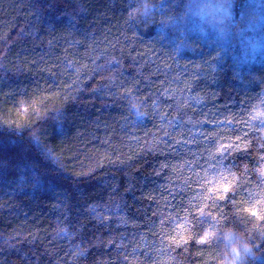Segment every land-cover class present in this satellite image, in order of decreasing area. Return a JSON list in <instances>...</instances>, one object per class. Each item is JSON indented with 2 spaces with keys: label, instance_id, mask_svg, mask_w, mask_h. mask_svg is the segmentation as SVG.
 <instances>
[{
  "label": "trees",
  "instance_id": "1",
  "mask_svg": "<svg viewBox=\"0 0 264 264\" xmlns=\"http://www.w3.org/2000/svg\"><path fill=\"white\" fill-rule=\"evenodd\" d=\"M255 1L0 0V264H264Z\"/></svg>",
  "mask_w": 264,
  "mask_h": 264
},
{
  "label": "rangeland",
  "instance_id": "2",
  "mask_svg": "<svg viewBox=\"0 0 264 264\" xmlns=\"http://www.w3.org/2000/svg\"><path fill=\"white\" fill-rule=\"evenodd\" d=\"M251 3L252 2H250L249 4H251ZM256 9H262L263 10L264 9V3L260 4V3H257V1H255L253 3V6H252V11L256 10ZM219 13H221V11ZM259 25H260V20L257 18L256 20H254L253 23H251L250 26H248L246 28L243 27L242 29H240L238 35H240V37L246 41L251 40V39L256 40L259 37L264 35V33H260L257 31L256 26H259ZM240 48H242L241 45H240ZM222 232H224V231H222ZM222 236L224 237V234ZM240 242H234L233 243L234 249H232V250L229 248L227 249L228 254L232 255V257L234 258V262H230V264H247V263L251 262L250 259L253 260L255 258V256L258 257V255L254 251V248H250V247L246 248Z\"/></svg>",
  "mask_w": 264,
  "mask_h": 264
},
{
  "label": "snow or ice",
  "instance_id": "3",
  "mask_svg": "<svg viewBox=\"0 0 264 264\" xmlns=\"http://www.w3.org/2000/svg\"><path fill=\"white\" fill-rule=\"evenodd\" d=\"M222 10H225V9H223V6H222V5H220V6H218V7L216 8V11H222ZM257 115H264V114H260V113H258ZM237 139H239V137H238ZM237 147H238V146H237ZM224 191H228V185H225V187H224ZM220 198L223 199L224 197L221 196ZM201 211H202V210H201ZM253 215H255V212H253ZM211 235H212V233H205V235H204V237L202 238L201 242L206 241V240L208 239V237L211 236Z\"/></svg>",
  "mask_w": 264,
  "mask_h": 264
}]
</instances>
